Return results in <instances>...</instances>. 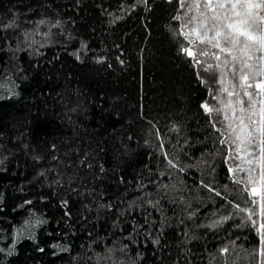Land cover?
<instances>
[{
	"label": "trees",
	"instance_id": "1",
	"mask_svg": "<svg viewBox=\"0 0 264 264\" xmlns=\"http://www.w3.org/2000/svg\"><path fill=\"white\" fill-rule=\"evenodd\" d=\"M182 11L0 0V264H261Z\"/></svg>",
	"mask_w": 264,
	"mask_h": 264
},
{
	"label": "snow or ice",
	"instance_id": "2",
	"mask_svg": "<svg viewBox=\"0 0 264 264\" xmlns=\"http://www.w3.org/2000/svg\"><path fill=\"white\" fill-rule=\"evenodd\" d=\"M179 5L187 14L174 19L183 20L179 35L191 46H182L181 53L197 65L205 63L201 56L214 59L217 63H207L203 70L213 77L219 72L220 94L230 98L214 96L221 108L201 105L206 114L224 115L227 136L220 143L229 145L233 149L230 158L238 161L228 169L230 178L249 197H259L251 199L253 206L259 205L258 210L239 204L234 207L254 224V216L264 221V79L257 80L264 78V29L259 27L264 16L257 14V10H264V0H179ZM169 164L176 167L172 161ZM240 173L246 179L242 180ZM257 231L262 246L259 255L264 257V223ZM228 251L225 247L220 253Z\"/></svg>",
	"mask_w": 264,
	"mask_h": 264
},
{
	"label": "rangeland",
	"instance_id": "3",
	"mask_svg": "<svg viewBox=\"0 0 264 264\" xmlns=\"http://www.w3.org/2000/svg\"><path fill=\"white\" fill-rule=\"evenodd\" d=\"M186 2L188 3H191V0H186ZM187 14V9H183L182 11V14H181V17H185ZM194 14V13H193ZM181 23H183V20H181ZM209 51H216L215 49H208ZM221 57L223 58V54H221ZM202 61H204L205 63L203 65H201L200 67L202 68V70L204 69V67L207 66V63H212V64H215V60L214 59H211L209 60L208 57H203L201 56L200 57ZM217 63V62H216ZM204 71V70H203ZM205 72V71H204ZM206 73H209V72H206ZM210 74V73H209ZM214 104H216V106L218 105L217 102L214 101ZM217 108H219V106H217ZM235 163H238V161H234L233 159L230 158V161H229V164L230 166H233ZM240 178L243 180V179H246L245 177V174L244 173H240L239 174ZM262 223H264V221H262ZM261 264H264V257L261 258Z\"/></svg>",
	"mask_w": 264,
	"mask_h": 264
}]
</instances>
